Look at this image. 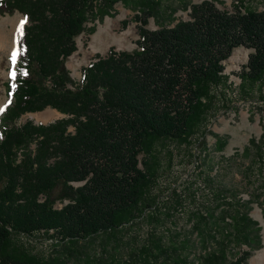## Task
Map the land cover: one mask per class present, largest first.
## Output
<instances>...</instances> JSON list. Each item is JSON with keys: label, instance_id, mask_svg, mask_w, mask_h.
<instances>
[{"label": "trees", "instance_id": "obj_1", "mask_svg": "<svg viewBox=\"0 0 264 264\" xmlns=\"http://www.w3.org/2000/svg\"><path fill=\"white\" fill-rule=\"evenodd\" d=\"M118 1L125 0H0V14L28 20L13 82L6 83L13 98L0 116V264H44L16 240L20 235L52 231L73 243L134 223L156 179L147 153L161 140L190 142L207 119L212 89L227 79L224 61L235 48L251 50L240 77L264 81V10L240 2L225 11L203 0L191 5L188 20L149 29L153 0H137V46L97 55L74 82L64 64L77 50L76 37ZM47 106L65 116L20 121ZM57 186L58 198L68 199L61 207L52 195ZM246 204L198 213V264H247L261 247ZM155 242L136 264H190L187 237L169 247Z\"/></svg>", "mask_w": 264, "mask_h": 264}, {"label": "rangeland", "instance_id": "obj_2", "mask_svg": "<svg viewBox=\"0 0 264 264\" xmlns=\"http://www.w3.org/2000/svg\"><path fill=\"white\" fill-rule=\"evenodd\" d=\"M201 1L153 0L154 14L146 27H171L188 20L191 5ZM214 2L225 11H232L233 5L240 2L264 10V0ZM140 5L137 0L118 1L103 19L87 21L86 30L76 37L77 50L64 64L74 82L80 81L82 67L97 55L104 56L110 49L132 51L137 46L138 22L133 17ZM27 21L19 12L0 14V116L13 98L7 93L6 83L10 79L13 82L18 59V54L13 58L15 43L18 45L19 33ZM92 26L94 31L88 33ZM250 51L240 46L224 61L227 79L212 89L207 119L189 137V143L161 140L153 144L147 157L154 163L156 179L134 223L73 243L63 242L52 231L20 235L16 240L44 264H136L144 246L158 241L169 247L173 241L180 243L187 237L185 254L190 264H198L197 257L204 252L192 229L198 213L230 212L239 201L248 204L249 215L260 226L261 247L252 251L247 264H264V81L251 83L239 75ZM64 116L47 106L23 114L20 121L48 124ZM219 139L225 143L222 150H218ZM61 193L62 186L52 193L57 207L68 202L58 198ZM242 249H247L246 245Z\"/></svg>", "mask_w": 264, "mask_h": 264}, {"label": "bare ground", "instance_id": "obj_3", "mask_svg": "<svg viewBox=\"0 0 264 264\" xmlns=\"http://www.w3.org/2000/svg\"><path fill=\"white\" fill-rule=\"evenodd\" d=\"M18 54V46L17 43H15V48H14V52H13V58H16ZM264 254L262 255V260H264Z\"/></svg>", "mask_w": 264, "mask_h": 264}]
</instances>
